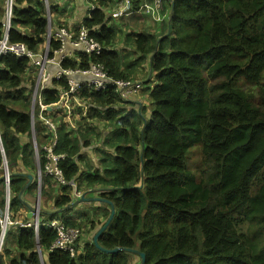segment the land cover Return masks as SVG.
<instances>
[{
    "label": "trees",
    "instance_id": "16d2710c",
    "mask_svg": "<svg viewBox=\"0 0 264 264\" xmlns=\"http://www.w3.org/2000/svg\"><path fill=\"white\" fill-rule=\"evenodd\" d=\"M168 1L171 13L167 24L159 26L161 37L144 31L125 33L123 48L135 54L127 64L115 49L118 25L110 24L100 9L82 20L104 50L63 65L98 62L112 77L126 79L147 58V82L152 86H145L142 94L148 106L122 101L112 90H82L91 104L88 118L110 124L103 131L109 147L101 152L104 168L93 170L84 154L94 129L73 136L61 124L54 152L65 154L59 166L75 185L57 189L45 178L41 199L44 194L54 200L53 210L43 209L41 219L59 217L68 226L85 228L81 222L86 213L73 218L69 213L75 207L59 211L73 203V186L100 188L99 196L115 209L98 237L103 248L138 250L144 254L143 264H264V0ZM3 12L0 0V38ZM51 12H57L56 6ZM46 30L43 0L14 1L10 43L21 42L37 52ZM52 45L58 47L57 42ZM28 69L26 58L0 56V209L4 154L14 217L25 210L18 194L28 179L21 173L34 174L36 168ZM52 91H44L47 104L56 101ZM34 129L39 144V122ZM196 146L199 162L191 171L186 158ZM36 188L33 180L26 190L34 194ZM67 212L70 217H64ZM54 238L51 229H42L37 238L30 228L10 230L0 264H41L39 249L42 257L46 254L45 264H129V255L135 254H105L91 239L71 258L67 252H48ZM8 240L15 243L16 253L11 254Z\"/></svg>",
    "mask_w": 264,
    "mask_h": 264
},
{
    "label": "built area",
    "instance_id": "2783aa9c",
    "mask_svg": "<svg viewBox=\"0 0 264 264\" xmlns=\"http://www.w3.org/2000/svg\"><path fill=\"white\" fill-rule=\"evenodd\" d=\"M3 1L4 12L2 35L0 38V56L12 55L16 58L23 57L29 60L26 80H28L30 90L31 138L36 163V168L32 175L36 181L37 188L35 201L31 205V217L28 218L24 214L26 210L17 217H14L13 213L9 210L11 199L9 191L10 172L3 154L2 177L5 194L4 206L0 209V256L2 255L4 246L8 245L6 235L10 230L30 228L33 230L36 238L42 229L55 231V238L49 246L48 252L54 250L63 251L67 252L71 258H76L82 251L79 240L84 228L76 225L68 226L59 217L45 222L41 219L42 199L40 192L42 187H45L44 179L49 178L57 189L70 184L75 185V182L69 183L66 180L59 166L60 162L64 160L65 154L54 152L58 144L60 125L64 124L65 126H69V129L77 128L85 132L87 128L96 129L98 123H103L98 119L88 118L91 113V104L88 98L82 94V90L84 89L89 93H103L112 90L122 101H133L147 107L148 101L142 94V89L147 85L152 86L151 82H147L150 75L143 80L133 78L119 79L112 77L102 63L93 61H90L85 67H80L79 64L74 67H65L63 62L66 60L79 63L82 55L87 57L100 55L104 50V46L90 35L89 29L85 28L83 23H80L78 26H69L55 20H53L54 23L50 21L54 15V12H51V7L55 6V4L50 3L49 0H43L47 30L44 43L39 47L38 51L33 52L21 42L10 43L8 41V31L11 25L15 0ZM84 1L87 5L85 8L87 16L84 18L90 17L91 12L100 9L105 17L109 18L110 24L113 23L114 19L120 20L124 18L123 20H127L137 15L140 16L142 21L148 19L151 23L160 26L165 21H168L171 13V9L168 7V0H107L103 5L99 3V0ZM71 3L72 1H68V5ZM112 5H116L117 8L110 10V7L113 8ZM52 42H57L58 47L54 48ZM116 51L118 50L116 49ZM45 89L53 90L52 92L56 96L55 102L50 104L45 102ZM140 92L141 94H139ZM133 96L140 97L141 99L132 98ZM83 118L88 119L82 125L80 121ZM36 122H39L43 129L42 142L39 144L36 142L34 129ZM41 159H43L42 165L39 164ZM75 187L73 186L71 193L73 203L79 201L82 197H100V188L87 189L82 187L77 190ZM83 203L78 204L76 207ZM84 242L82 243L84 244ZM38 253L41 254L40 249Z\"/></svg>",
    "mask_w": 264,
    "mask_h": 264
},
{
    "label": "rangeland",
    "instance_id": "374dc122",
    "mask_svg": "<svg viewBox=\"0 0 264 264\" xmlns=\"http://www.w3.org/2000/svg\"><path fill=\"white\" fill-rule=\"evenodd\" d=\"M54 0H49L50 3H53ZM113 8L110 7V10H115L114 8H117L116 5H112ZM168 7L170 8V3L168 4ZM145 18V17H144ZM120 19V18H119ZM124 18H121L120 20H115L113 23L117 24L119 22V32L117 34V38H116V49L118 50V53L121 54L122 59L121 61L124 62L125 64L133 61L135 59V54H132L131 52L127 51V49L124 50L123 47H126V40H125V33L126 32H131L133 30L135 31H144V32H150V34L154 35L155 37H161L162 35H160V27L159 25H156L155 23H151V21L147 20H141L140 16L134 15L132 17H130L127 20H123ZM53 16L52 19L50 21H53ZM141 20V21H140ZM167 21H165L166 23ZM54 23V21H53ZM80 23H82V21H74L75 26H78ZM149 24V25H148ZM167 24V23H166ZM148 25V26H147ZM155 30V31H152ZM164 31L161 32V34H163ZM150 69H149V60L146 58L145 61H143L142 63H140L138 66L135 67V69L133 70V73L131 74V78L133 79H145L148 75H150ZM262 85H264V71L262 72ZM249 89H254V86L249 85L248 86ZM141 94V92L139 93ZM132 98L135 99H141L140 97H136L133 96ZM133 105H128L129 109H132ZM97 128L94 129L96 132H94L91 136H90V142L89 144L86 146L85 148V153L88 157V160L90 162L91 165H93V170H102L104 167H102L101 163H100V158H101V152L108 150L109 147L107 145H105L104 143V139L106 137V135L103 136V131H107L108 128L110 127V124L107 121H103V123H98L97 124ZM67 128V130L74 136L76 135L77 131H80L77 128H72L69 129V126H65ZM81 133H84L83 131H81ZM108 136H110V133L108 134ZM197 146L194 147L193 149L190 150L189 154L187 155L186 158V165L187 167L192 171L194 170L195 166H197L198 162H199V154L197 152ZM53 190L51 191V194L53 195ZM83 190V189H82ZM24 196L33 199V193L28 190L24 191ZM36 197V196H35ZM42 210H51L52 206L49 207H45L46 203H45V196L44 194L42 195ZM94 202H90L89 205L85 206V203L80 205V209H76L75 211H84V213L87 214V216H85V219L82 220L81 225L82 226H86L84 228V231L82 232V236L80 237L79 240V244H81V247L83 245V241H88L91 240L93 235L95 234V232L98 230V228L101 227V225L105 222L103 221V218L101 217V221H103V223H101L100 225L97 224V226L95 227V223L98 222V220L96 219L97 216H94L95 211H97L96 207H94ZM100 202L99 205L100 207L98 208L99 211L102 208H106L105 204ZM77 208V207H75ZM103 210V209H102ZM98 211V212H99ZM93 212V213H92ZM102 212V211H101ZM74 213V212H72ZM106 215L109 214V210L106 209L105 210ZM104 217V215H101ZM83 217V216H82ZM95 229H94V228ZM9 243H11L12 246V242L11 240H8ZM10 246V247H11ZM43 262L45 263V258H46V254H43ZM140 258H136L135 260V264H139Z\"/></svg>",
    "mask_w": 264,
    "mask_h": 264
},
{
    "label": "crops",
    "instance_id": "0c3cea01",
    "mask_svg": "<svg viewBox=\"0 0 264 264\" xmlns=\"http://www.w3.org/2000/svg\"><path fill=\"white\" fill-rule=\"evenodd\" d=\"M68 1H72V3L71 4H69L68 5ZM53 3L55 4V6H56V13H54V20L55 21H57V22H60V23H63V24H65V25H69V26H72V25H75V24H73L74 23V21H82V19L85 17V16H87V14H86V11H85V8L87 7V5L85 4V1L84 0H54L53 1ZM57 8H58V10H57ZM115 20H117V19H114L113 20V22L115 21ZM141 21V20H140ZM115 23V22H114ZM114 23H112V24H114ZM119 24V22L117 23V24H115V25H118ZM119 26V25H118ZM119 28V27H118ZM25 194H23L22 195V197H23V201L24 202H26L28 205H32L33 204V202L35 201V196H36V193H34L33 194V199H31V198H28V197H25L24 196ZM53 200L54 199H52V200H50V199H47L46 197H45V203H46V206L45 207H49V206H52V208H51V210H53ZM94 204V207H96V209H97V211H95V213H94V216L96 217L97 216V220H98V222H100L102 219H101V217L103 218V221H106L105 219V216L103 217V216H101V215H104L105 214V208H102L100 211H99V207H100V205H99V203H97V201L96 202H94L93 203ZM24 205V204H23ZM86 205H89V202H86L85 203V206ZM24 207H25V210H23V211H25L24 212V214H26V215H28V213H27V211H28V209L26 208V206L24 205ZM80 207V206H79ZM79 207H77V208H74V210L73 211H71L70 213H69V215L71 216V217H73V218H77L78 217V214L80 213V212H82V213H84V211H75L76 209H80ZM87 207V206H86ZM88 208V207H87ZM51 210H48V211H51ZM58 210V209H57ZM22 211V212H23ZM99 211V212H98ZM102 211V212H101ZM21 212V213H22ZM62 212H65V211H60L59 213H62ZM72 212H74V213H72ZM20 213V214H21ZM93 213V212H92ZM68 215V212H67V214L65 213V215H64V217H70ZM28 217V216H27ZM103 221L102 222H100V224L101 223H103ZM14 241V240H13ZM13 248H12V250H11V254H13V253H16V250H15V243L13 242ZM11 246V247H12ZM41 257H42V254H41ZM136 258H137V256H135V254H130L129 255V264H135V260H136ZM42 261H43V257H42ZM7 262L8 261H6L4 264H7ZM45 263H46V261H45ZM44 262H43V264H45ZM42 264V263H41Z\"/></svg>",
    "mask_w": 264,
    "mask_h": 264
},
{
    "label": "water",
    "instance_id": "95a60500",
    "mask_svg": "<svg viewBox=\"0 0 264 264\" xmlns=\"http://www.w3.org/2000/svg\"><path fill=\"white\" fill-rule=\"evenodd\" d=\"M22 175H24L28 181L26 183V185L24 186V188L19 192L18 197L20 199H22V194L24 193V191L26 190V188L29 186V184L34 180V177L32 174L29 173H21ZM102 202L104 204H107L109 206V216L107 217L106 221L101 225L100 228H98V230L95 232V234L92 237V243L94 244V246L99 249L101 252L105 253V254H113L116 253L118 251H126V252H131V253H135L136 255H138V257L140 258V264L144 263V254L139 252L138 250H125L119 247H115L112 249H106L101 247L98 244V237L99 235L105 230V228L107 227V225L111 222L114 214H115V209L112 205V203L106 199L100 198V197H92V198H86V197H82L79 201H75L74 203H71L69 206L65 207L64 209H62V211H67L73 207H76L78 204L83 203V202ZM23 204L26 206V208L28 209V218L31 217V210L32 207L30 205H28L26 202L23 201ZM59 211V210H58ZM61 211V210H60ZM59 211V212H60ZM39 254V253H38ZM39 259L41 261V263L43 264L42 261V257L41 254H39Z\"/></svg>",
    "mask_w": 264,
    "mask_h": 264
},
{
    "label": "clouds",
    "instance_id": "9594fccd",
    "mask_svg": "<svg viewBox=\"0 0 264 264\" xmlns=\"http://www.w3.org/2000/svg\"><path fill=\"white\" fill-rule=\"evenodd\" d=\"M98 203H100V202H98Z\"/></svg>",
    "mask_w": 264,
    "mask_h": 264
}]
</instances>
